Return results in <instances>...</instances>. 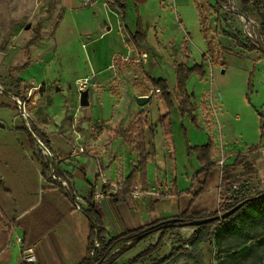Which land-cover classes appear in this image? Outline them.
Here are the masks:
<instances>
[{
    "label": "rangeland",
    "instance_id": "obj_1",
    "mask_svg": "<svg viewBox=\"0 0 264 264\" xmlns=\"http://www.w3.org/2000/svg\"><path fill=\"white\" fill-rule=\"evenodd\" d=\"M76 1L65 6L64 0H0V84L4 88L0 96L17 104V108L11 109L0 106V122L5 125L0 126V143L10 141L11 144L4 145V149L10 147L7 152L15 149L33 157L32 161L37 162L41 170L42 163L49 161L51 178L63 180V183L59 182L60 186L64 189L69 185L70 190L65 189L74 191L67 177L56 176L59 163L64 161L61 157L72 158L81 147L84 148L82 154L99 155L98 148L103 143L109 149L111 139L105 138L101 143L95 141L113 123L121 122L115 131L112 130V139L123 135V129L138 109L147 104L150 123L170 112L180 185L190 183L181 175L182 167L185 165L194 173L198 164L195 153L188 151L190 135L194 146L205 141L209 134L218 143L217 160L223 152L226 160L232 156L236 158L233 165H238V172L235 175L240 177L226 179L225 167L230 165L225 164L222 178L221 170H218V183L211 194L200 198L201 207L216 210L220 205H229L241 197L263 191L264 182L256 171L258 161L253 157L262 149L248 152V148L260 142L264 132V0H210V5L200 0L199 5H204L206 27L219 53L217 61L209 55L210 59L205 62L203 54L209 52L210 43L203 34L192 0L176 1V7L164 0H125L127 25L131 30L136 27V6L139 8L146 34V55L143 56L138 46L132 49L133 52L129 49L126 56L118 54L114 59L113 47L125 52L127 44L119 37L113 38V19L108 25L112 30L102 34L107 30L108 22L103 25L98 20L108 15L109 5L105 1L110 0L100 4L99 0ZM39 22L42 27L37 35ZM28 24L32 26L27 30ZM185 38L190 50L189 65L203 62L205 65L203 78L195 72L186 83L189 93L194 94L191 113L204 129L193 123L189 116L183 118L177 106L174 60L184 59L182 42ZM240 44L253 45L257 49L250 51ZM26 62L30 66L25 69L22 66ZM142 69L153 77L163 76L168 80L175 105L169 109L162 100L158 105L160 94ZM25 71L30 73L27 78L20 76ZM92 77L95 83L85 87L90 90V105L82 106L77 80ZM141 93L154 96L149 103L140 106L136 96ZM144 119L142 115L139 117L145 131ZM153 126L159 130L162 124L159 122L155 126L153 123ZM35 129L48 139V143L41 140ZM29 133L33 135L32 140ZM158 134L156 132L152 138L148 126L146 135L151 146L155 143V150L147 154V164L150 161L166 168L160 152L164 142ZM131 153H124L126 160ZM234 181L250 182L244 194H234L237 196L231 198L230 187ZM224 198V202H219ZM72 200L84 208L79 193H74ZM161 200L158 203L161 212L171 207L173 199ZM209 233L212 241L196 252L206 264L215 262L218 256L213 244L214 231L211 229ZM122 256L113 264H128L132 259ZM152 259L154 257L145 261ZM177 264L195 262L181 254Z\"/></svg>",
    "mask_w": 264,
    "mask_h": 264
},
{
    "label": "crops",
    "instance_id": "obj_2",
    "mask_svg": "<svg viewBox=\"0 0 264 264\" xmlns=\"http://www.w3.org/2000/svg\"><path fill=\"white\" fill-rule=\"evenodd\" d=\"M176 1L180 2V0H175L173 3L175 7ZM69 2L77 3L76 0H64L65 6L70 5ZM105 2V4L109 5V2ZM100 3H104V0H99L98 4ZM192 3L198 12L195 0H192ZM140 8L142 11V4H140ZM109 13H111L112 16H109ZM107 14L106 18L98 20V22L102 21L104 25V22L107 21L108 26L109 24L111 25L110 22H112L111 20L113 19V38L119 37L123 44H127V50L125 52H121L122 50L117 49L116 46L113 47V59L118 54L126 56L129 49L133 52L132 49L135 48V45L130 41L128 33V30L131 29L125 26L119 9L111 8L109 5ZM198 20H200L199 13ZM111 30L112 26H108L107 30L102 34L105 35ZM144 44L145 42L139 45L143 56L146 55L144 53V46L146 47V44ZM235 52L237 53V51ZM176 60H174V64ZM20 76L27 78L26 76H30V73L25 71L22 72ZM171 93L173 92L171 91ZM137 96H148V93H141ZM159 103L160 99L158 105ZM14 104L15 102L8 101L5 97L0 96V106H7L11 109V105ZM148 108L149 106H147V104L139 108L134 117L142 110H144L145 113L149 112L150 110ZM121 120L123 121V118ZM120 124L121 122L111 124L109 128L105 130L104 134L101 135L99 140L95 141V143H101L103 141L105 142V138L111 139L108 141L109 144L111 142L108 147L109 149L105 147V143H103L102 147L98 148V152H100L99 155L93 156L92 154L88 155L78 152V154L72 156V158H69L67 155L61 157L64 161L59 163V167L63 169L61 171L58 167L56 176L61 179L67 177L66 179L69 180L74 190L69 192L66 189L69 188L70 190L71 186L69 187L68 185L65 187L66 189H63L59 183H63V180L59 179V181H54L51 178V169L46 171L44 169H39L38 163L32 161L33 157L18 153L15 149H11L7 152V149L10 147L4 149V145L11 146L10 141L0 143V219L4 220L5 229H9L11 233L10 245L8 248L4 251L0 249V264H19L24 256L23 250L30 246L35 249L36 260L31 261L34 264H79L82 262L87 255L89 246L88 238L92 224V220L85 212V209L88 208V197L92 186L94 187L95 195L97 193H102L100 197H95L93 203L95 210L100 215L104 227L107 230L106 240H110L112 237L124 232L138 229L156 220L174 217L180 212V201L179 197L174 194L173 182L176 180V189L178 191L188 190L192 185L193 175L202 168V165L197 160L195 154L198 162L195 172L192 173L189 171L188 167L185 165L180 170L181 175L187 177L190 183L185 186L180 185L178 173L179 166L175 155L174 134L172 137L167 135L164 124H162L159 130L157 127L156 132H159L158 138L161 137L164 142V148L160 152L162 153L161 156H164L166 168L154 165L149 161L147 164V185L148 189H168L169 195L163 196L161 199H173L171 207L161 212L158 206L161 199L155 202L157 197L154 196H148L144 199H134L130 195L124 202H116L113 196L116 193L113 192L110 187H107L109 188L107 193L103 192L105 187L103 182L104 177L112 182L123 183L130 174L133 164H137L139 159L138 153L134 151L132 145L126 142L124 135L112 139V130L115 131ZM199 125H201V129H204V125H202L201 122H199ZM209 138L210 135L207 134L205 141L195 145H203ZM148 139L149 138H147V140ZM150 143L148 145L149 153H151L153 149L155 150V143L152 144V147H150ZM190 144L193 145L191 135ZM215 144L218 145L217 142ZM263 145L261 148L262 152L253 156L258 161L256 171H258V175L262 182H264ZM233 149L234 148H232V150ZM129 151L132 153L129 159L126 160L123 155L125 152ZM155 153L158 155V152ZM214 159L217 160L216 157ZM235 160L236 158L233 156L228 157L226 160V165H230L225 167L226 172L224 174L226 179L240 177L236 176L238 165H233ZM261 160L262 163H260ZM217 169L220 170V167L217 166ZM218 179L219 173L217 180L211 184L209 190L201 197L211 194L213 188L218 183ZM235 182L238 181H234L233 183ZM246 182L249 184L250 181ZM231 189L230 187V193ZM74 193L80 194V198L84 203L83 210H78L76 208V202L72 200V195ZM230 197L232 198V196ZM184 198L185 200H189L190 196L186 194ZM200 198L197 200V204H199ZM202 208L208 211H214L207 207L202 206ZM183 209H185V206H183ZM197 229L198 228L195 226L171 227L167 229L163 246L152 255L144 258L138 264H151L155 260L169 254L174 246L183 245L179 242L180 238L185 240L189 239ZM157 233L158 235L153 233L140 241L121 258L129 257L133 259L150 245L155 244L158 239L152 240L151 238H157L159 232ZM14 237L16 238L14 240L16 242L15 244L13 243ZM211 241L210 239L202 241L199 244V250L202 246L207 245ZM150 257H154V259H152L151 262H146L145 259Z\"/></svg>",
    "mask_w": 264,
    "mask_h": 264
},
{
    "label": "trees",
    "instance_id": "obj_3",
    "mask_svg": "<svg viewBox=\"0 0 264 264\" xmlns=\"http://www.w3.org/2000/svg\"><path fill=\"white\" fill-rule=\"evenodd\" d=\"M53 1V0H52ZM200 0H195L198 13L200 15V23L202 26L203 34L206 39L209 40L210 50L208 53L203 54L204 62L208 61L209 55L212 60L217 61L219 55L214 40L211 38L208 28L206 27V20L204 19L203 6L199 5ZM210 0H204V3L210 5ZM109 5L111 8H117L122 14V20L127 25V4L125 0H110ZM137 20L134 30H128L130 41L138 47L141 43L145 42L146 34L140 14L139 8L136 6ZM42 23L37 24V35H40V29ZM264 32V31H263ZM264 35V33H263ZM243 48L247 50H256L257 47L253 45H243ZM182 52L184 59L175 62V76H176V91L178 94V109L181 116H189L193 123L199 126V120L191 113V104L194 94H190L187 89V81L192 73H198L200 78H203L206 74L204 62L199 64L195 63L190 66V50L185 38L182 42ZM225 64V61H223ZM29 62H26L22 67L28 68ZM145 75L148 77L152 87L154 89H160V100L168 105V108L174 105L172 93L169 88V84L166 78L153 77L145 69H142ZM252 75H250V86H252ZM12 108H17L15 102L11 105ZM170 109V108H169ZM138 115V116H137ZM136 117H134L129 124L123 129V135L127 143L133 146L135 152L138 153L139 159L137 164H133L130 174L126 177L123 183H120L119 189L114 194L116 202H124L130 195L136 185H142L144 188H148L147 185V154L148 145L150 140H147L146 130L149 126V130L152 138L155 135L156 126L159 122L165 125V132L169 136H173V127L170 119V112L161 114L155 118L154 122H149L148 112L144 110L140 111ZM143 116L145 122L144 126L140 123L139 117ZM156 122V123H155ZM148 123V124H147ZM34 132L38 134L42 141L48 143V139L45 138L38 129ZM30 139H33V135L29 133ZM264 132L262 133V139L257 144L251 145L248 148V152H256L262 148L264 141ZM151 144V143H150ZM152 147V146H150ZM154 148V147H153ZM216 144L212 138H209L208 142L203 145H190L188 144L189 153H195L197 160L202 165V168L195 172L192 178V185L186 191H178L176 189V180L173 182V191L179 197L180 212L174 216L178 217L174 223L166 222L167 219L156 220L150 224L143 225L142 227L134 230L124 232L120 235L112 237L110 240H106L107 230L104 227V223L95 210L94 199L95 191L92 186L88 197V208L85 209L88 217L92 220V224L89 232V246L85 259L79 264H113L120 256L128 252L140 241L148 237L149 235L160 232L158 240L155 244L150 245L146 250L139 253L128 264H138L144 258L152 255L158 251L164 244L165 235L167 229L171 227L182 226H195L198 229L189 239H179V242L183 245H178L172 248L171 252L158 260H155L151 264H177V261L181 254L188 256L195 264H205L200 255L196 254L199 250V244L202 241L210 239L209 231H214L213 244L217 250L218 256L215 262L209 264H264V190L254 196L241 197L230 203L229 205H220L218 209L214 211H208L203 209L197 200L206 193L211 184L217 180L218 177V163L215 160ZM43 169L50 170L51 165L49 161L42 163ZM109 186H105L104 193H107ZM190 196L189 200H185L184 195ZM162 196L157 197L155 202L159 201ZM246 203L238 210L233 211V208L242 201ZM185 206V209H183ZM219 214H227L224 218L214 220L212 222L198 225V221L214 217ZM11 233L9 229H5L4 220L0 219V249L4 251L10 245ZM98 238L100 248L95 250L94 256L92 255L95 245V238ZM128 242H132L131 245H127ZM114 251V249H116ZM114 251V252H113ZM23 264H34L31 261H26Z\"/></svg>",
    "mask_w": 264,
    "mask_h": 264
},
{
    "label": "built area",
    "instance_id": "obj_4",
    "mask_svg": "<svg viewBox=\"0 0 264 264\" xmlns=\"http://www.w3.org/2000/svg\"><path fill=\"white\" fill-rule=\"evenodd\" d=\"M166 2H169L171 4H173L175 2V0H164ZM145 56V55H144ZM89 83V79L88 78H80L77 80V85L80 89V91H82L83 89H85V87L87 86V84ZM157 91V93H160V89H155ZM0 92H4V88L3 86L0 84ZM18 101L20 102V100L18 99ZM84 151V148L81 147L79 149V152H83ZM218 165L220 167V174H221V178H222V172H223V169H224V165L226 164V156H225V153L223 152V154L221 155V157L218 159ZM103 182H104V185L105 186H109L111 190H113V192H117L118 189H119V185H120V182H112L106 178L103 179ZM222 185V182L220 183V186ZM248 187V182L246 181H242V182H235L232 184L231 186V193H230V196H237V195H234V194H244V192L246 191V188ZM221 190V189H219ZM102 195V193H97L95 195L96 198L100 197ZM169 195V192H168V189H165V190H156V189H148V188H144L142 185H136L134 187V189L132 190L131 192V196L132 198L134 199H144L148 196H151V197H159V196H167ZM226 199H222L220 200L219 199V202H224ZM76 208L78 210H83V207L81 206V204L79 202H76ZM97 248H100V243L98 241V238L96 237L95 238V245H94V250H93V253L92 255L94 256V253H95V250ZM23 258L21 260V262L19 264H23L24 262L26 261H35L36 260V255H35V249L30 246V247H26L24 250H23Z\"/></svg>",
    "mask_w": 264,
    "mask_h": 264
},
{
    "label": "water",
    "instance_id": "obj_5",
    "mask_svg": "<svg viewBox=\"0 0 264 264\" xmlns=\"http://www.w3.org/2000/svg\"><path fill=\"white\" fill-rule=\"evenodd\" d=\"M31 24H28L26 25V29H30L31 28ZM89 83L90 84H93L95 83V79L92 77L91 79H89ZM150 98H151V95H148V96H137L136 99H137V102L139 105H145L146 103H148L150 101ZM80 103L82 106H89L90 105V90L89 89H83L81 91V96H80ZM0 126L1 127H5V125L3 123L0 122ZM247 200L245 201H242L240 202L238 205H236L234 208H233V211H236L238 210L240 207H242L245 203H246ZM227 214H219L217 216H214V217H208V218H205V219H202V220H199L198 221V225H201V224H204V223H208V222H212L214 220H219V219H222L226 216ZM177 220H179L178 217H171L169 219L166 220V222L168 223H174L176 222Z\"/></svg>",
    "mask_w": 264,
    "mask_h": 264
},
{
    "label": "bare ground",
    "instance_id": "obj_6",
    "mask_svg": "<svg viewBox=\"0 0 264 264\" xmlns=\"http://www.w3.org/2000/svg\"><path fill=\"white\" fill-rule=\"evenodd\" d=\"M33 70V69H32Z\"/></svg>",
    "mask_w": 264,
    "mask_h": 264
}]
</instances>
